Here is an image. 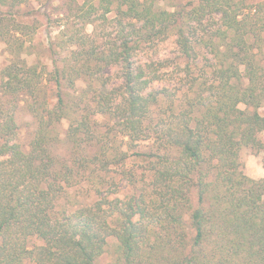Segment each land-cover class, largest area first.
<instances>
[{
	"label": "trees",
	"instance_id": "obj_1",
	"mask_svg": "<svg viewBox=\"0 0 264 264\" xmlns=\"http://www.w3.org/2000/svg\"><path fill=\"white\" fill-rule=\"evenodd\" d=\"M28 1L0 0V264H96L109 239L108 264H264L241 154L264 167V0H64L51 69L22 56Z\"/></svg>",
	"mask_w": 264,
	"mask_h": 264
},
{
	"label": "rangeland",
	"instance_id": "obj_2",
	"mask_svg": "<svg viewBox=\"0 0 264 264\" xmlns=\"http://www.w3.org/2000/svg\"><path fill=\"white\" fill-rule=\"evenodd\" d=\"M81 3V0H77ZM256 1V0H248ZM64 2V0H29L26 4H22L18 7L20 20L24 23L35 24L36 31L30 42L25 43V53H23V58H25L28 64L38 63L44 65L47 69L52 68V59L55 57L58 59L59 55H53L50 46L51 43L61 40L63 36L61 33L64 26L59 24V6ZM159 4L165 6L177 5L180 3H186L187 0H158ZM174 2V3H171ZM112 15V14H111ZM110 15V16H111ZM77 24L76 22H73ZM75 26H78L75 25ZM85 32L89 33L92 30L90 25L84 27ZM64 38V37H63ZM5 45L0 41V68L7 62L8 54L4 50ZM171 45L166 43V45L160 48V54L169 55L168 51L170 50ZM264 50V49H263ZM83 86L82 80H77L76 87L80 88ZM22 105V104H20ZM244 106L241 105V108ZM260 113H264V102L259 109ZM16 122L20 127V132L18 140L20 143L26 145L30 140L33 131H34V122L31 118V115L21 106L16 113ZM67 121L63 120L60 127L62 129L66 128ZM264 141V133H263ZM241 154L245 156V162L243 171L244 173L252 178L260 179L264 178V167L261 163V152H256L251 149L244 148L241 151ZM33 243L38 244V240H32ZM114 240L109 239L106 249L103 254L97 259L96 264H108L114 259ZM114 254V255H113Z\"/></svg>",
	"mask_w": 264,
	"mask_h": 264
}]
</instances>
